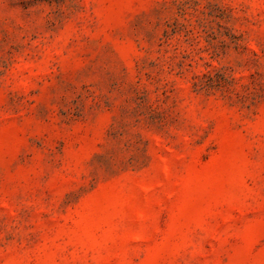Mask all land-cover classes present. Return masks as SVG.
Listing matches in <instances>:
<instances>
[{"label":"rangeland","instance_id":"obj_1","mask_svg":"<svg viewBox=\"0 0 264 264\" xmlns=\"http://www.w3.org/2000/svg\"><path fill=\"white\" fill-rule=\"evenodd\" d=\"M0 264H264V0H0Z\"/></svg>","mask_w":264,"mask_h":264}]
</instances>
